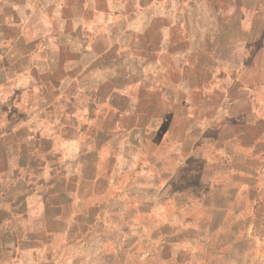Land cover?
Here are the masks:
<instances>
[{
    "label": "crops",
    "instance_id": "crops-1",
    "mask_svg": "<svg viewBox=\"0 0 264 264\" xmlns=\"http://www.w3.org/2000/svg\"><path fill=\"white\" fill-rule=\"evenodd\" d=\"M217 27L257 52L233 86ZM259 52L264 0H0V264H212L201 242L252 258Z\"/></svg>",
    "mask_w": 264,
    "mask_h": 264
},
{
    "label": "rangeland",
    "instance_id": "rangeland-1",
    "mask_svg": "<svg viewBox=\"0 0 264 264\" xmlns=\"http://www.w3.org/2000/svg\"><path fill=\"white\" fill-rule=\"evenodd\" d=\"M222 22V21H221ZM251 19H249L250 24ZM218 23V20H217ZM240 26L239 20L232 19L231 21V28L232 30H237ZM223 28V26H222ZM220 27H217V34L216 35V50L214 52H211L212 54L215 53L217 59H221L222 61L227 62L228 65H221V63H216L214 67L211 66L212 73L217 77V85H220L218 82L219 79L221 80L223 77L229 78V81L231 82V86L234 84V77L239 74L241 71V67L243 66V63L249 61V59L257 56V52L254 49V43L250 41L248 38L246 46L243 50H240L239 43H237V38L239 36H235V34L232 35H223L222 33H218L219 30H223ZM224 29H229L227 27H224ZM258 57L262 59L264 57V52H259ZM231 63H235V66H232ZM240 63H242V66H240ZM263 65H260L262 67ZM224 196L222 194H216V195H201L200 196V205L201 208L204 206L203 203H223ZM219 216V212H217L216 217ZM200 231L202 235H206L207 232V223L204 221H201ZM204 238V237H203ZM193 248L191 246H185V248L191 250H197L199 252L202 251H208L211 252L213 257V263L212 264H264V243L263 244H247V250L250 252V258L249 260H243L241 256H238L237 253L231 249L225 250V245L222 243H216V242H201L199 244H192ZM186 249V250H187ZM175 250L174 248H168L167 251L170 254L171 251ZM188 250V251H189ZM203 255H201L202 257ZM263 257V259H262ZM195 258V256H194ZM203 258L199 259L198 261L195 260V264H204L202 262ZM171 260H169L170 263Z\"/></svg>",
    "mask_w": 264,
    "mask_h": 264
}]
</instances>
